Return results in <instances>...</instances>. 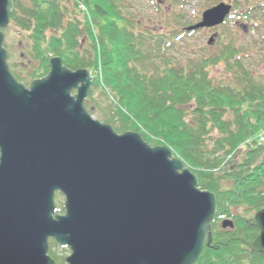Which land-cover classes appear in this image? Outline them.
Listing matches in <instances>:
<instances>
[{
  "label": "water",
  "instance_id": "95a60500",
  "mask_svg": "<svg viewBox=\"0 0 264 264\" xmlns=\"http://www.w3.org/2000/svg\"><path fill=\"white\" fill-rule=\"evenodd\" d=\"M231 8L219 4L186 30L220 26ZM9 21V0H0V30ZM3 42L0 31V264H56L50 240L70 250L66 264H194L212 243L215 195L169 147L94 120L87 70L54 57L26 87ZM254 219L249 248L264 254V209Z\"/></svg>",
  "mask_w": 264,
  "mask_h": 264
},
{
  "label": "trees",
  "instance_id": "16d2710c",
  "mask_svg": "<svg viewBox=\"0 0 264 264\" xmlns=\"http://www.w3.org/2000/svg\"><path fill=\"white\" fill-rule=\"evenodd\" d=\"M250 2L244 17L264 12L260 1ZM80 3L91 22L76 18ZM9 18L11 27L27 33L35 62L22 75L10 65L18 81L43 78L54 57L69 70L89 71L93 80L85 105L91 115L99 107L94 98L99 90L116 103L105 123L118 134H140L151 147H169L191 168L199 188L215 195L212 243L194 264H264V254L249 248L259 234L254 216L264 209V143L254 147L264 135V85L237 60L241 51L234 39L217 53L183 63L173 55L174 39L192 32L179 26L159 33L138 30L122 0H9ZM220 64L232 84L210 76ZM225 220L234 222L233 230L222 228ZM59 248L51 240L49 255L66 264Z\"/></svg>",
  "mask_w": 264,
  "mask_h": 264
},
{
  "label": "rangeland",
  "instance_id": "374dc122",
  "mask_svg": "<svg viewBox=\"0 0 264 264\" xmlns=\"http://www.w3.org/2000/svg\"><path fill=\"white\" fill-rule=\"evenodd\" d=\"M122 1L128 15H131L135 24L139 25L140 29L138 30L146 29L152 33H159L163 29L166 31L171 27L175 28L177 26H179V29L185 28L186 30L189 27L199 24L202 19V14L205 11L214 8L219 4L231 6L232 8L230 14L225 18L224 23L220 26L195 30L191 35H182L179 39H174L175 49L173 51V55L176 60L184 63L187 59L193 60L206 54L217 53L220 47L222 48L225 43L231 39H234L237 49L241 51L237 60L242 62V64L250 70L253 79L264 85V12L260 13L254 11L251 12L250 16H248L249 18L244 17V13L248 8L247 6L251 7L254 4L253 2H250V0ZM255 1H260L264 5V0ZM68 5L70 6L71 10L73 8V3L72 5L70 3ZM76 9L78 13L76 12L77 14L75 13V16L78 20H88L91 22L90 12L84 4H78ZM179 16H183V19H180V24H177L176 19ZM186 32L188 31L186 30ZM3 33L5 35L3 46L7 51V63L9 67L11 65L14 68V72L19 75H22L24 72L30 71L32 68H34L35 62L30 58L29 49L27 46V33L21 32L18 29L11 27L10 24L5 30H3ZM211 38L214 39L210 44ZM84 47L86 46L84 45ZM210 76L216 79L217 83L222 82L224 84H232L234 81L232 75L226 71L225 65L223 64L210 69ZM92 80L93 75H91V81ZM19 82L23 83L21 81ZM30 83L31 82L28 84H23L26 87H29ZM94 98L99 107L95 110V114L92 115V118L100 123L109 124L105 123V120L111 117L110 113L114 111V106L116 103L111 99L108 100L99 90L95 91ZM263 136L264 135L262 134L256 138L257 142H254V147L264 143L262 142ZM151 138L155 139L152 136ZM247 144L251 143L248 142ZM247 144L245 147L243 146L241 148V151L247 149ZM242 154L237 158H241ZM174 156L178 157L176 155ZM185 167L192 172L190 167L187 165H185ZM64 201V197H60L58 194L56 195V207H64ZM64 213L65 210L63 213L58 214ZM228 221L233 222L232 220ZM50 243L51 240L49 241V247ZM205 246H207V244ZM57 252L64 257L70 255V250L68 248H59Z\"/></svg>",
  "mask_w": 264,
  "mask_h": 264
},
{
  "label": "flooded vegetation",
  "instance_id": "af4514ba",
  "mask_svg": "<svg viewBox=\"0 0 264 264\" xmlns=\"http://www.w3.org/2000/svg\"><path fill=\"white\" fill-rule=\"evenodd\" d=\"M72 93H73V94H76V91H73ZM62 197H64V196H62Z\"/></svg>",
  "mask_w": 264,
  "mask_h": 264
},
{
  "label": "bare ground",
  "instance_id": "6f19581e",
  "mask_svg": "<svg viewBox=\"0 0 264 264\" xmlns=\"http://www.w3.org/2000/svg\"><path fill=\"white\" fill-rule=\"evenodd\" d=\"M90 114V113H89ZM91 115V114H90ZM92 116V115H91Z\"/></svg>",
  "mask_w": 264,
  "mask_h": 264
}]
</instances>
